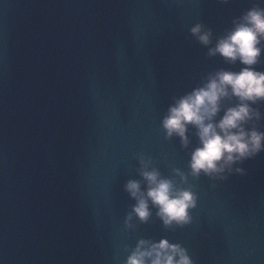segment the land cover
Here are the masks:
<instances>
[{
	"label": "water",
	"instance_id": "obj_1",
	"mask_svg": "<svg viewBox=\"0 0 264 264\" xmlns=\"http://www.w3.org/2000/svg\"><path fill=\"white\" fill-rule=\"evenodd\" d=\"M0 264H264V0H0Z\"/></svg>",
	"mask_w": 264,
	"mask_h": 264
}]
</instances>
